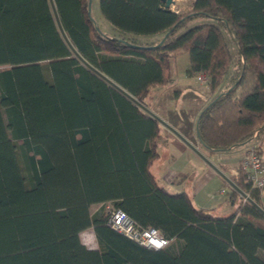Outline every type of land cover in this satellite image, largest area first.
<instances>
[{
	"label": "trees",
	"instance_id": "16d2710c",
	"mask_svg": "<svg viewBox=\"0 0 264 264\" xmlns=\"http://www.w3.org/2000/svg\"><path fill=\"white\" fill-rule=\"evenodd\" d=\"M53 1L58 18L51 0H0V264H264V215L251 202L217 215L151 169L164 138L153 86L173 82L171 62L185 51L188 74L210 81L205 93L191 91L187 110L163 109L174 127L213 151L264 128V0H193L182 11L165 0H100L116 35L98 27L89 0ZM200 14L215 20L179 32ZM147 35L158 37L139 40ZM232 66L230 83L207 101ZM231 178L262 205L241 168ZM107 202L173 243L149 248L117 231L107 211L91 212ZM88 228L98 248L82 241Z\"/></svg>",
	"mask_w": 264,
	"mask_h": 264
},
{
	"label": "crops",
	"instance_id": "0c3cea01",
	"mask_svg": "<svg viewBox=\"0 0 264 264\" xmlns=\"http://www.w3.org/2000/svg\"><path fill=\"white\" fill-rule=\"evenodd\" d=\"M176 3H173L172 5H176ZM172 9L182 11L186 8L183 6L178 8L172 7ZM173 83L174 80L171 84ZM182 87V91L177 93L179 94L178 97L169 100L172 104L167 106L166 109H174L176 107L178 110H187V108L190 107L192 104L191 98H194L195 94L188 91L191 89L190 87L186 88L185 83L182 84ZM187 92H190L191 94H187L188 96L186 95V98L184 99L183 96ZM215 94H217L216 91L208 93L206 94L207 98L205 97V99L208 101ZM160 98L161 97H158L157 100L159 101ZM188 98L191 99V101H189ZM151 109H153L156 114L167 120L163 108H159V110H157L151 106ZM163 127L162 132L164 138L159 145L160 155L151 167L152 171L157 176L158 181L165 185L170 191H187L193 197L195 205L201 208L211 209L217 215H226L233 212L242 200L243 196L239 193L236 201L233 202L232 198H234V196L232 195V192L234 188L229 184V182L225 180L217 172V170H215V168L209 165L208 162L199 156L197 152L186 144L180 137L165 126ZM184 136L230 177L238 175L240 160L245 152V148L248 145L255 143L258 146L260 154L264 158V128L261 130L259 128L257 136L237 143L223 151H213L212 149L206 147L200 141L196 131L191 137L186 135ZM260 198L261 204L264 207V189H261Z\"/></svg>",
	"mask_w": 264,
	"mask_h": 264
},
{
	"label": "rangeland",
	"instance_id": "374dc122",
	"mask_svg": "<svg viewBox=\"0 0 264 264\" xmlns=\"http://www.w3.org/2000/svg\"><path fill=\"white\" fill-rule=\"evenodd\" d=\"M177 2V3H176ZM193 0H176L174 1V4L172 5L173 8H178V7H185L188 9L192 5ZM91 15L93 19L96 21L98 27L105 32L109 33L111 35H116L119 34V31L110 23L103 15L101 12V6H100V0H91ZM214 18L207 16V15H196L195 17L189 19L186 21L184 25L181 26L179 29V32H182L186 30L187 28L202 23V22H214ZM158 35H147V36H140L139 40L143 42H150L154 41L157 39ZM190 68V58H189V53L188 52H183L179 56H177L175 59L172 60L171 62V69L174 72V83L171 84H158L153 86V98H152V104L151 106L159 110V108H166L170 104V99L169 100H164V106L160 107L158 103V97H163L164 94L167 92L172 93L173 90H176V86H182V84H186V88L190 87L191 90L188 91H202V93H205L207 90V85H204L199 82V80L196 78V75H189L188 74V69ZM235 69V68H234ZM233 70V66L230 69V72L228 73L227 77L224 79L222 84L217 88L216 93L218 94L221 92V90L225 89L227 85L230 83V75L231 71ZM193 87V88H192ZM183 88V87H182ZM165 92V93H164ZM198 92V91H197ZM164 93V94H163ZM163 94V95H162ZM187 94H191L188 92ZM184 94L183 98L185 99L186 95ZM162 95V96H161ZM205 95V94H204ZM188 96V95H187ZM167 97V96H166ZM207 98V95H205ZM189 99V98H188ZM191 101V99H189ZM12 140H9L7 142V148L9 152V157L11 162L14 164L16 173H17V180L19 182V185L27 184V175L25 174V168H24V160L19 152L15 150V148L12 145ZM24 171V172H23ZM26 178V179H25ZM164 179V178H163ZM113 204L111 202L107 203H96L91 206V212L92 213H99V212H106L110 207H112ZM81 239L83 242L86 243L87 246L93 247V248H98L99 245L97 243L94 231L92 228H88L84 231L81 232ZM173 243V242H172ZM171 243V244H172ZM175 244V243H174ZM178 247V245H177Z\"/></svg>",
	"mask_w": 264,
	"mask_h": 264
},
{
	"label": "built area",
	"instance_id": "2783aa9c",
	"mask_svg": "<svg viewBox=\"0 0 264 264\" xmlns=\"http://www.w3.org/2000/svg\"><path fill=\"white\" fill-rule=\"evenodd\" d=\"M175 1V0H174ZM197 79L202 84H209L210 76L206 72H199ZM259 128L253 137L257 136ZM240 168L246 173L247 180L252 186L264 189V158L255 143L245 148L240 160ZM110 226L125 234L129 238L149 248L160 249L168 246L171 239L163 235L156 227H142L123 209L110 207L107 212Z\"/></svg>",
	"mask_w": 264,
	"mask_h": 264
},
{
	"label": "water",
	"instance_id": "95a60500",
	"mask_svg": "<svg viewBox=\"0 0 264 264\" xmlns=\"http://www.w3.org/2000/svg\"><path fill=\"white\" fill-rule=\"evenodd\" d=\"M52 1V4H53V7L55 8V13L57 15V18H58V14H57V11H56V7H55V4H54V1ZM166 1V5L167 6H170L174 3V0H165ZM89 11H91V0H89ZM169 35V32H167L164 37L161 39V41L154 45V46H157V45H160L163 43V41L166 39V37ZM130 45L132 46H135V47H143L141 45H135V44H131L129 43ZM153 47V46H151ZM100 72V71H99ZM101 73V72H100ZM103 76H105L109 81H111L113 84H115L117 87H119L121 90H123L124 92L125 89L122 88L121 86H119L118 84H116L114 81H112L110 78H108L106 75H104L103 73H101ZM127 93V92H126ZM129 94V93H127ZM130 95V94H129ZM132 99H134L136 102H138V100L135 99V97H133L132 95H130ZM139 103V102H138ZM148 109V108H147ZM150 111V109H149ZM154 113V112H153ZM202 114H200L201 116ZM199 116V117H200ZM157 118L158 120L161 122V124H163V126H165L166 128H168L169 130H171L173 133H175L178 137H180L186 144H188L192 149H194L197 154L199 156H201L206 162H208L209 165H211L213 168H215V170H217V172L225 179L229 182V184L235 189L237 190L241 196H243V198L245 200H248L249 202H251L260 212H262V214L264 215V207L262 205H260L258 202H256L250 195L249 193H247L246 191H244L230 176H228L226 173H224L217 165H215L210 159H208L196 146H194L192 144V142H190L176 127H174L172 124H170L167 120H165L164 118H162L161 116H158L157 115ZM90 248H93V247H90Z\"/></svg>",
	"mask_w": 264,
	"mask_h": 264
},
{
	"label": "clouds",
	"instance_id": "9594fccd",
	"mask_svg": "<svg viewBox=\"0 0 264 264\" xmlns=\"http://www.w3.org/2000/svg\"><path fill=\"white\" fill-rule=\"evenodd\" d=\"M85 243V242H84Z\"/></svg>",
	"mask_w": 264,
	"mask_h": 264
}]
</instances>
